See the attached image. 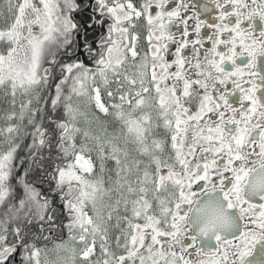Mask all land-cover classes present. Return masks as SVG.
<instances>
[{"label":"snow or ice","instance_id":"1","mask_svg":"<svg viewBox=\"0 0 264 264\" xmlns=\"http://www.w3.org/2000/svg\"><path fill=\"white\" fill-rule=\"evenodd\" d=\"M0 103V264H264V0H0Z\"/></svg>","mask_w":264,"mask_h":264},{"label":"flooded vegetation","instance_id":"2","mask_svg":"<svg viewBox=\"0 0 264 264\" xmlns=\"http://www.w3.org/2000/svg\"><path fill=\"white\" fill-rule=\"evenodd\" d=\"M196 2L197 3H202V2H205V0H196ZM209 19H211V17H209ZM202 31L206 32V31H208V29L205 28V29H202ZM144 36H146V32L145 33H142V35H141V45L146 49V47H147V41L144 39ZM205 43L207 44L208 42L205 41ZM189 50H190V46H189ZM168 58L171 59L170 56Z\"/></svg>","mask_w":264,"mask_h":264},{"label":"rangeland","instance_id":"3","mask_svg":"<svg viewBox=\"0 0 264 264\" xmlns=\"http://www.w3.org/2000/svg\"><path fill=\"white\" fill-rule=\"evenodd\" d=\"M4 107V105H3V103H0V108H3ZM0 124H2V121H0Z\"/></svg>","mask_w":264,"mask_h":264},{"label":"trees","instance_id":"4","mask_svg":"<svg viewBox=\"0 0 264 264\" xmlns=\"http://www.w3.org/2000/svg\"><path fill=\"white\" fill-rule=\"evenodd\" d=\"M4 105V104H3ZM3 107V106H2ZM57 235H59L58 233H57Z\"/></svg>","mask_w":264,"mask_h":264}]
</instances>
